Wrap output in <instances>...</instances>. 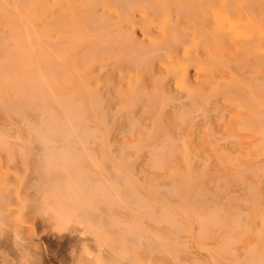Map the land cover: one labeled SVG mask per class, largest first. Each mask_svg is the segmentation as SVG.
<instances>
[{"label":"bare ground","instance_id":"bare-ground-1","mask_svg":"<svg viewBox=\"0 0 264 264\" xmlns=\"http://www.w3.org/2000/svg\"><path fill=\"white\" fill-rule=\"evenodd\" d=\"M220 2L0 0V264H264V241H242L248 211L226 216L191 186V116L205 93L190 85L224 59V22L206 26ZM224 7L247 24L264 4L226 0L216 18ZM179 57L192 63L180 83Z\"/></svg>","mask_w":264,"mask_h":264},{"label":"rangeland","instance_id":"rangeland-1","mask_svg":"<svg viewBox=\"0 0 264 264\" xmlns=\"http://www.w3.org/2000/svg\"><path fill=\"white\" fill-rule=\"evenodd\" d=\"M225 1L223 0L224 3ZM258 1L264 4V0ZM223 2H220V4ZM220 4L213 5L210 9L206 26L212 31L221 24V21L224 22L222 29L224 32L223 43L225 44L220 49L224 53V59L221 65L213 62V65H211L213 68L209 72V75L204 79L203 75L199 76L201 82L190 85L191 88L195 86L196 89L203 90L205 93L204 100H199L196 104L202 108L200 114L191 116V132L189 135V148L192 159L190 170L193 176L191 186L193 189L199 187L202 190L207 189L204 193L206 203L209 205L218 204L223 211L226 210V216L232 215L238 209L248 211L250 216L245 215L246 213L244 212V218L252 225V233L242 238V241L245 245L251 243L258 244L264 241V233L259 234L258 232V228L261 227L262 223L258 214L253 213L255 212V208L252 202L255 204L258 202L260 204L259 208L264 210V135H262L264 133V8H261V12L255 13L256 23L246 24L244 22L247 19L246 16L235 14V12L230 11L227 7H224L220 11V15H223V17L220 19L216 18L218 15H215V13L219 10ZM234 18H241L244 23L234 26L235 29H231L228 24ZM214 19L217 20L215 21ZM250 27L257 28H251L252 31L246 30ZM243 28L250 34V37L246 39L247 42L236 36L237 31H242ZM226 37H228L229 41ZM225 41H228V44ZM182 60L183 62L186 61V59L179 57L176 62L182 68L181 71L174 74V80L178 83L185 77L183 66H190L192 64H190V61H186L189 65L186 62V64L180 62ZM208 60L214 61L215 59ZM256 72L259 74L257 75ZM254 73L257 76L250 75ZM98 74L96 72L94 75L98 76ZM178 74L180 76H177ZM96 80L95 78L94 81ZM215 83L221 84L216 92L212 91V86ZM198 98L199 96L197 95L193 97L194 100H198ZM214 110V113H208ZM245 128L247 129L245 130ZM260 128H263L262 131ZM218 140L223 142L218 143ZM220 149H223L224 153ZM198 156L206 158V164L204 162H197ZM251 161H253V164ZM176 164L179 166L181 162L180 164ZM203 166H206L205 170H202ZM201 170L204 171V174ZM210 177L212 180L209 182ZM260 179H262V182ZM251 187H253V192H256L257 196L259 195V201L252 198L254 195L251 192ZM225 198L227 199L225 200ZM245 199H248V201L245 202ZM49 232L51 233L48 230L43 235H47ZM232 234L239 235L240 232L235 231ZM27 235L30 236V233H27ZM244 244L240 243L236 245L239 255L244 253ZM38 245V248H43L47 254L54 255V253H57L56 249L51 248V245L46 240H42ZM62 247L59 249V252L61 257L65 259L67 257L66 248H64L65 246ZM6 251L10 252L9 249ZM184 252L181 254L183 258H192L190 252ZM9 255V258H11V254ZM202 255L207 257V255ZM228 258L231 259L232 257H224V259ZM224 262L226 261L224 260ZM50 264L60 263L57 259H50Z\"/></svg>","mask_w":264,"mask_h":264}]
</instances>
